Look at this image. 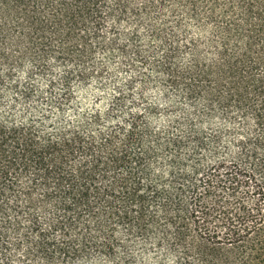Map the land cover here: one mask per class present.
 I'll return each mask as SVG.
<instances>
[{
    "label": "trees",
    "instance_id": "1",
    "mask_svg": "<svg viewBox=\"0 0 264 264\" xmlns=\"http://www.w3.org/2000/svg\"><path fill=\"white\" fill-rule=\"evenodd\" d=\"M139 29L140 78L60 126L72 79ZM137 80L216 112V161L189 117L152 127ZM0 264H264V0H0Z\"/></svg>",
    "mask_w": 264,
    "mask_h": 264
},
{
    "label": "rangeland",
    "instance_id": "2",
    "mask_svg": "<svg viewBox=\"0 0 264 264\" xmlns=\"http://www.w3.org/2000/svg\"><path fill=\"white\" fill-rule=\"evenodd\" d=\"M159 20V17L155 18L157 27H159L161 23ZM121 31L125 33L128 32V30L123 27H120V32ZM189 33L191 35L195 34L194 27H191ZM121 42V44H127L130 46L128 50V57L122 58L117 53L107 56H104L102 53H97L95 56V66L103 65V68L108 69V74L104 73L102 75H92L91 78L85 82H78L76 79H72L71 97L73 105L65 108L62 120L59 122L60 126L67 123L66 120L71 117V114L75 111L85 110V108L93 106H101V108L107 107L113 99L114 92H116L117 88L125 87V85H127L132 78H140V74H138V72H140L139 69L144 67L130 68V66H128L129 54L131 56L133 46H137L140 48L143 56L149 59L152 58V54H150L149 51L154 45L149 33L145 29H139L138 38L135 41H130L131 44L126 40H122ZM29 68L30 66L27 65L20 72L18 77L21 82L26 80V73ZM63 70L64 69L62 67L56 66L54 75H61ZM146 72H149V70H146ZM47 80V77H37L34 79L35 84L44 89L46 83L48 82ZM150 81V84H145L143 86L140 81L137 80V85L134 89H141L143 95L140 96L138 92L139 90H133L132 95L128 98V101L134 99V101L138 103L136 108L139 109H143L142 106L144 105H150L159 109L156 116L151 119V125L153 128H166L164 126L168 125L169 116L177 121L181 120L184 116L189 117L190 120H192V124L200 131L205 147L207 148L204 155H201V160H203L205 164L216 161V129L222 126L220 121H216V112L209 115L204 111L203 105L198 104L196 108L200 114H196L193 110L192 104L185 100V98H183L176 91L157 84L155 80ZM57 89L58 88L55 90L56 92ZM56 94H58V92ZM15 98V94H8V96L4 99V104L1 106V109L4 108V110H7V106H10ZM37 100L38 99H31L28 102H21V100L18 101L14 108V115L21 116L24 114L27 106H39L40 104L37 103ZM171 106H173V108L170 109V112L162 111L166 109V107L168 108ZM179 129H181L180 134L184 135L187 126L181 125ZM188 149L191 150L192 147H189Z\"/></svg>",
    "mask_w": 264,
    "mask_h": 264
}]
</instances>
